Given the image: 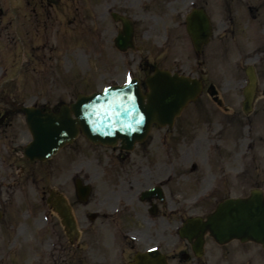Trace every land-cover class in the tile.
Here are the masks:
<instances>
[{
    "label": "rangeland",
    "instance_id": "1",
    "mask_svg": "<svg viewBox=\"0 0 264 264\" xmlns=\"http://www.w3.org/2000/svg\"><path fill=\"white\" fill-rule=\"evenodd\" d=\"M262 1L252 0V3L257 5ZM183 3L182 0H153L152 3L145 0H0V211L3 213L0 264H92L85 230L73 245L60 219L47 205L48 190L67 196L82 226L91 208L78 199L74 177L89 180L95 189H100L106 183H117L115 176L109 180L104 175L106 167L126 166L116 159V148L94 145L83 136L47 162L27 160L23 151L31 135L24 106L55 110L63 103L74 101L78 93L125 84L135 76L143 80L156 67L201 77L204 82L201 96L177 117L172 130L153 126L143 146L131 154L133 158H143L145 166L162 173L166 169L179 172L167 190L173 198L168 209V213L173 212L170 216L174 238L171 264L199 261L221 264L222 254L224 264L245 261L244 255L238 260L226 255L228 251L236 252V242L219 248L210 236H207L204 256L194 260L189 243L179 236L177 229L182 219L205 215L212 208L190 199L200 193L205 184L203 178L216 171L219 163L218 173L223 171L222 166L229 173L236 166L234 141L242 131L239 125L227 127L225 149L211 154L205 161V142L201 137L209 135L207 122L199 119L194 109L212 102L206 95L209 86L216 90H243L247 83L244 69L249 63L238 57V53L244 55L253 46H264V42L262 38L254 39L253 44L247 45L243 40L246 36L241 39L239 30L235 35L243 45L233 44L230 36L218 40L217 22L228 13L232 15L236 0H201L200 5L211 18L214 36L199 55L185 29L184 17L190 5ZM115 11L133 19L134 49L120 52L114 46V38L121 28V23L112 19L111 13ZM235 56L239 61L233 60ZM263 78L262 73L258 90H262ZM226 99L235 103L230 93ZM252 119L254 133L264 136V120L259 112ZM165 134L172 141L174 160L163 157L160 152V137ZM194 136L200 137L201 153L197 150V138L187 140ZM258 150L262 151V146ZM180 151L186 153L185 158L178 156ZM143 177L139 188L153 182L147 175ZM245 180L244 176L235 178L231 174L228 183ZM104 235L100 234L95 244L100 253ZM180 253L189 254L190 258Z\"/></svg>",
    "mask_w": 264,
    "mask_h": 264
},
{
    "label": "flooded vegetation",
    "instance_id": "2",
    "mask_svg": "<svg viewBox=\"0 0 264 264\" xmlns=\"http://www.w3.org/2000/svg\"><path fill=\"white\" fill-rule=\"evenodd\" d=\"M145 1L153 2V0ZM182 1L184 6L190 5V9L187 10L184 17L185 29L190 39L187 28L190 14L199 10L205 11L206 14L208 13L200 5L201 0ZM113 13L125 15L116 11L112 12L113 20H115ZM231 13L232 15L229 16L228 13V16L221 17L217 22L215 31L217 32L218 40L230 36L233 38V44L243 45V41L240 40L239 42V38L235 35L236 31L239 30L241 39L245 36L247 37L243 39L247 45L253 44L254 39L262 38L264 42V0L261 3H257V5H254L252 0H236ZM209 19L211 22L210 16ZM213 32L211 22L209 41L203 48L211 42L212 36H214ZM202 51L199 55L202 54ZM238 55V57L244 58L246 63H249L244 69L246 76L248 67L250 65L254 67L258 84L259 77H261L262 73L264 75V46H253L250 50H246L244 55H242V52L238 53ZM238 57H233V60L239 61ZM262 84V90H258V85L256 87L249 112L245 108L244 90H216L214 86H209L208 90H206V95L212 102L210 104L202 103L201 106L194 109L195 115L207 122L206 128L209 135L201 137L204 138L203 141L205 142V161L208 156H212L211 154L225 149L223 144L225 142L224 132L227 127L239 125L238 127H241L242 131L236 136L234 141V153L237 156L236 166L232 168L230 173L222 166L223 171L218 173L219 163L217 169H215L216 171H211L210 176L203 178L205 184L201 187L200 193L190 200L209 204L213 209L221 201L230 197L253 198L254 195H258L264 201V136L260 137L258 133H254L252 119V115L259 112L260 117L264 120V78ZM229 93L234 96L235 103L227 101L226 95ZM261 111L263 112L262 114L260 113ZM197 137L194 136L191 139L189 137L187 140L191 141ZM227 139L233 138L228 137ZM160 140L159 148L163 157L174 160L170 136L165 134L160 137ZM195 140H197L198 148V143L201 141L200 137ZM145 142L137 144L135 149L138 146H143ZM260 146L263 148L262 151L258 150ZM107 148H116V159L119 163L126 164V166L106 167L104 175L109 180L112 179V176H115L117 183H106L103 188L95 189L94 184L86 180L91 188L85 204L91 210L85 214V223H82V226H80L79 222L78 224L81 230L83 228L82 233L85 230L89 245L88 249L91 254L88 256H90L92 264H136L140 255H146L145 253L153 249L160 250L166 256L168 264H171V255L174 253V238L173 219L170 216L173 215V212L170 211L168 213V209L172 207L173 198L172 194H168L167 190L168 188L171 189V184L174 181L173 176L179 172H172L173 170L170 172L166 169V173H162V171H157V168L153 169L149 165L145 166L143 158L137 159L131 156L134 150L125 151L118 147ZM197 150L201 153L200 148ZM184 153V151H180L178 156L185 158L186 153ZM240 154L243 156L240 157ZM239 157L241 159L238 160ZM243 160L245 161L242 163ZM143 174L147 175L149 179H153V182L139 188L141 181H144V177L141 179ZM231 174L235 178L244 176L246 180L245 182L228 183ZM222 176H224V179H222ZM76 179L74 177V181ZM231 190H239L240 192L231 193ZM93 204L96 207H93ZM212 208L206 215L213 210ZM139 209H143L144 212ZM168 214L169 217H167ZM102 233H106V235H104L105 238L102 242L103 247L100 253V248L96 247L95 244ZM232 242H236V252L233 254L228 251L226 255L236 260L244 255L245 261L238 264H264V241L257 242L250 239L245 243L238 240ZM230 243H217V245L219 248H224ZM249 244H252V247ZM180 255L183 256L184 253H180ZM192 255L193 259L196 260L197 257L193 251ZM189 258L190 255L188 254L187 259ZM222 258L224 259L223 254ZM223 259L221 264H224Z\"/></svg>",
    "mask_w": 264,
    "mask_h": 264
},
{
    "label": "water",
    "instance_id": "3",
    "mask_svg": "<svg viewBox=\"0 0 264 264\" xmlns=\"http://www.w3.org/2000/svg\"><path fill=\"white\" fill-rule=\"evenodd\" d=\"M120 19L125 30L117 36L116 46L126 51L134 47V30L129 20L124 17ZM188 22L194 45L200 50L210 35L209 19L200 10L193 12ZM248 73L249 83L245 90L247 101L251 102L256 75L253 68ZM144 82L148 87L146 93L142 90V80L136 77L124 85H111L102 91L79 94L75 102L63 104L57 112H42L38 108L26 107L33 134V140L26 147V156L31 160H47L65 144L72 142L80 131L94 143L115 145L121 140L123 148L131 149L137 141L146 138L154 123L172 125L175 117L202 90L199 79L159 68L148 75ZM79 191L83 197L88 192L86 187L80 185ZM53 196L55 210L61 216L69 235L76 240V224L67 200L63 196ZM207 229L220 242L232 238L242 241L249 238L262 240L264 201L258 195L248 199H229L221 203L206 221L198 217L189 219L181 235L192 243L197 255L203 253ZM136 264H167V261L160 252H155L139 256Z\"/></svg>",
    "mask_w": 264,
    "mask_h": 264
},
{
    "label": "snow or ice",
    "instance_id": "4",
    "mask_svg": "<svg viewBox=\"0 0 264 264\" xmlns=\"http://www.w3.org/2000/svg\"><path fill=\"white\" fill-rule=\"evenodd\" d=\"M131 82V78H129V83ZM109 107H111V105H109ZM114 114V113H113ZM140 119L142 120L143 117L141 116Z\"/></svg>",
    "mask_w": 264,
    "mask_h": 264
}]
</instances>
